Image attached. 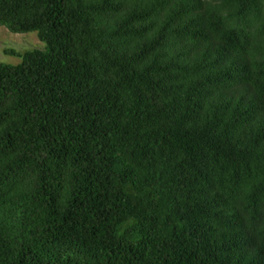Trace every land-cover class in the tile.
I'll return each instance as SVG.
<instances>
[{
	"label": "trees",
	"instance_id": "trees-1",
	"mask_svg": "<svg viewBox=\"0 0 264 264\" xmlns=\"http://www.w3.org/2000/svg\"><path fill=\"white\" fill-rule=\"evenodd\" d=\"M0 264H264V0H0Z\"/></svg>",
	"mask_w": 264,
	"mask_h": 264
},
{
	"label": "rangeland",
	"instance_id": "rangeland-1",
	"mask_svg": "<svg viewBox=\"0 0 264 264\" xmlns=\"http://www.w3.org/2000/svg\"><path fill=\"white\" fill-rule=\"evenodd\" d=\"M43 49L44 44L37 38L34 31L25 33H12L6 28L0 26V62L15 64L19 58L15 55L8 54L7 50L22 52L29 49Z\"/></svg>",
	"mask_w": 264,
	"mask_h": 264
}]
</instances>
